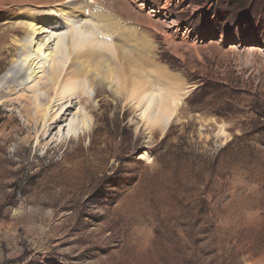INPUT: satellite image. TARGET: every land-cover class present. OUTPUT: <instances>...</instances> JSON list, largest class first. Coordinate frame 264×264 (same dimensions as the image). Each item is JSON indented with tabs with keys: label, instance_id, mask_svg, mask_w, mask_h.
<instances>
[{
	"label": "rangeland",
	"instance_id": "obj_1",
	"mask_svg": "<svg viewBox=\"0 0 264 264\" xmlns=\"http://www.w3.org/2000/svg\"><path fill=\"white\" fill-rule=\"evenodd\" d=\"M95 1L177 113L150 127L114 63L39 142L47 92L11 26L54 0H0V264H264V0ZM84 114L91 133L70 138Z\"/></svg>",
	"mask_w": 264,
	"mask_h": 264
},
{
	"label": "bare ground",
	"instance_id": "obj_2",
	"mask_svg": "<svg viewBox=\"0 0 264 264\" xmlns=\"http://www.w3.org/2000/svg\"><path fill=\"white\" fill-rule=\"evenodd\" d=\"M100 4H96L95 0H54L52 4L54 6L50 8L43 9L38 5V8L42 9L39 11L37 8L36 12L28 8L24 14H21L25 19L11 26L15 32L24 35L22 40L15 41L22 47V64L25 66L30 83H33L30 86L32 92L35 95L36 88L38 90L43 88L47 92L46 104L41 103L42 98L39 95L35 96L33 102L36 108L34 117L41 124V130L37 132L38 141L56 127L57 122L65 120L69 108L73 106V101L70 99H74L75 96L79 98L77 103L88 102L92 98L86 89L89 85L100 92V87L97 86L107 82L108 77L115 76L109 74L116 68L114 63L120 65L124 74H131V78L128 77L131 79L129 82L133 86L136 99H140L143 108L145 106L142 113L143 116H147L150 127L159 126L161 129H166L175 118L180 102L177 101L174 91L168 88L160 89L151 82L152 80L145 79L139 66L138 61L141 60V56L138 53L139 56L133 60L134 57L128 51H123L121 45H115L117 41L111 43L110 34L113 35L112 39L119 37L120 34L124 35L127 32L125 31L127 25L109 14V10H112L111 5H101L102 7L97 8ZM109 26L112 27V32ZM64 28H67L65 32H56ZM49 40L53 42V48L49 47L51 44L48 43ZM138 44L137 38L135 46ZM105 51H108L109 55L111 53L109 62L104 58L108 53L104 55ZM91 62H95L94 67L91 66L92 64L89 65ZM73 63L77 65L76 70L67 73ZM121 71L119 73H122ZM95 81L96 83L93 84L92 82ZM79 93L83 96L87 94L88 99L76 96ZM22 100L24 99L15 97L3 102L10 101V104L14 105ZM26 102L30 101L26 100ZM85 108L84 106L83 109ZM73 121L74 123L70 122L67 133L70 138L73 136L81 138L82 135L91 133L89 123L91 119L87 115L84 114L79 122L76 119ZM63 139L61 138L60 142Z\"/></svg>",
	"mask_w": 264,
	"mask_h": 264
}]
</instances>
